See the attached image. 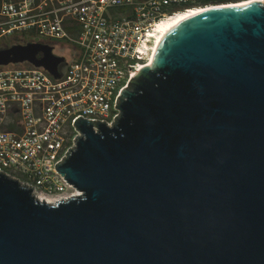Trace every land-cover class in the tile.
<instances>
[{"label":"water","instance_id":"obj_1","mask_svg":"<svg viewBox=\"0 0 264 264\" xmlns=\"http://www.w3.org/2000/svg\"><path fill=\"white\" fill-rule=\"evenodd\" d=\"M63 60L0 48V67L54 78ZM117 109L111 127L75 122L57 169L78 194L48 203L0 173V264H264V2L179 23Z\"/></svg>","mask_w":264,"mask_h":264},{"label":"built area","instance_id":"obj_2","mask_svg":"<svg viewBox=\"0 0 264 264\" xmlns=\"http://www.w3.org/2000/svg\"><path fill=\"white\" fill-rule=\"evenodd\" d=\"M200 2L0 0V42L36 34L77 47L58 78L32 65L0 67V173L38 198L78 194L57 169L76 150L75 122L113 126L122 90L148 61L156 23Z\"/></svg>","mask_w":264,"mask_h":264},{"label":"flooded vegetation","instance_id":"obj_3","mask_svg":"<svg viewBox=\"0 0 264 264\" xmlns=\"http://www.w3.org/2000/svg\"><path fill=\"white\" fill-rule=\"evenodd\" d=\"M242 1H244V0H201V2H200V6L202 7V8H204V7H209V6H211V7H217V8H219L220 6H222V5H227V4H231V5H234V4H237V3H239V2H242ZM33 36H37L38 37V35H36V34H25V35H23V36H20V37H17V39H15L14 41H10V42H4L5 44L3 45V47L2 48H4V47H8V46H11V45H14V44H26V43H28V42H38V43H41V44H47V45H50L51 47H52V53L54 54V55H56V56H62L63 58H64V60H63V62L62 63H60V65H59V67H58V70L59 71H62L70 62H72L73 61V59H69L67 56H65V55H61V54H59V53H57L56 51H55V48L56 47H66V49H68V50H70L69 49V47H67V46H62V44L64 43V42H59V44L58 45H56L55 44V42L54 43H52V42H46V41H44V40H35L34 38H33ZM65 44V43H64ZM42 57V53L41 52H39L38 53V55H37V58H41ZM141 63H143L142 61H140ZM10 65H20V66H28V65H30L28 62H22V63H19V64H10ZM149 64H148V61L147 62H145V64L142 66V67H145V66H148ZM139 70V69H138ZM138 96H140L139 98H141V97H145L146 96V93H145V90L144 89H138ZM163 123V122H162ZM138 124L140 125V127H142L143 125V123H141V122H139L138 121ZM160 125H162L160 122H158V121H156L155 122V131L157 132V133H159L160 131H162V133L163 134H169V132H167L165 129H161V128H159V126ZM142 130H141V132L140 133H143L144 132V130H143V128H141Z\"/></svg>","mask_w":264,"mask_h":264},{"label":"bare ground","instance_id":"obj_4","mask_svg":"<svg viewBox=\"0 0 264 264\" xmlns=\"http://www.w3.org/2000/svg\"><path fill=\"white\" fill-rule=\"evenodd\" d=\"M244 3L246 2H264V0H244L242 1ZM244 3H238V4H234L235 5H241ZM228 6H233V5H228ZM217 7H210V8H206V9H202V8H196L193 10H189L187 12H183V13H179L175 16H173V18L166 20L162 23H156V26H154V41H153V46L151 51L147 54L148 56V64H150L151 58L153 56V53L155 52L157 46L159 45V43L161 42V40L173 29L175 28L179 23L183 22L184 20H186L187 18L200 13L202 11L205 10H209V9H214ZM143 66V65H141ZM141 68V67H139ZM138 70V69H137ZM40 200H44L48 203H54L57 200L56 199H52V198H47L45 196H39Z\"/></svg>","mask_w":264,"mask_h":264},{"label":"rangeland","instance_id":"obj_5","mask_svg":"<svg viewBox=\"0 0 264 264\" xmlns=\"http://www.w3.org/2000/svg\"><path fill=\"white\" fill-rule=\"evenodd\" d=\"M33 38L35 40H44L46 42H52V43L55 42L56 45H58L59 42H61V41H57V40L46 39V38H43V37H40V36H38V37L37 36H33ZM15 39H17V37H13L11 39H7V40L1 41L0 42V48L3 47V45L5 44L4 42H10V41L12 42ZM62 46H67V47H69L70 50L66 49V47H63V48L62 47L61 48L60 47H56L55 51L57 53L61 54V55L67 56L69 59H74L75 58V54L77 53V47H75L73 45L64 44V43L62 44Z\"/></svg>","mask_w":264,"mask_h":264},{"label":"trees","instance_id":"obj_6","mask_svg":"<svg viewBox=\"0 0 264 264\" xmlns=\"http://www.w3.org/2000/svg\"><path fill=\"white\" fill-rule=\"evenodd\" d=\"M25 35V34H24ZM121 125V120L119 119L117 126Z\"/></svg>","mask_w":264,"mask_h":264}]
</instances>
